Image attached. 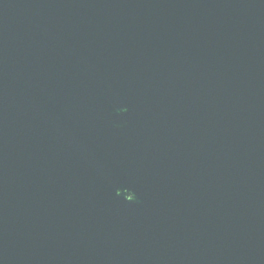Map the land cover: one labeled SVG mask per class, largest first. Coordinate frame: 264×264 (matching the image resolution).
<instances>
[{"label":"water","instance_id":"water-1","mask_svg":"<svg viewBox=\"0 0 264 264\" xmlns=\"http://www.w3.org/2000/svg\"><path fill=\"white\" fill-rule=\"evenodd\" d=\"M0 264H264V0H0Z\"/></svg>","mask_w":264,"mask_h":264}]
</instances>
